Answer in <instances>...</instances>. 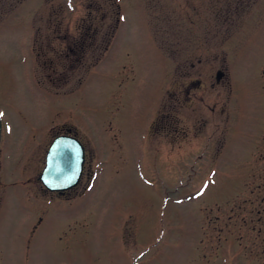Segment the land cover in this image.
Here are the masks:
<instances>
[{"label": "rangeland", "instance_id": "obj_1", "mask_svg": "<svg viewBox=\"0 0 264 264\" xmlns=\"http://www.w3.org/2000/svg\"><path fill=\"white\" fill-rule=\"evenodd\" d=\"M0 114V264H264V0H0Z\"/></svg>", "mask_w": 264, "mask_h": 264}, {"label": "water", "instance_id": "obj_2", "mask_svg": "<svg viewBox=\"0 0 264 264\" xmlns=\"http://www.w3.org/2000/svg\"><path fill=\"white\" fill-rule=\"evenodd\" d=\"M223 76L218 71L217 79ZM2 137V117L0 114V142ZM86 162L83 143L73 135L62 134L52 142L46 159V166L40 175L43 185L51 192H65L76 187L80 181Z\"/></svg>", "mask_w": 264, "mask_h": 264}]
</instances>
